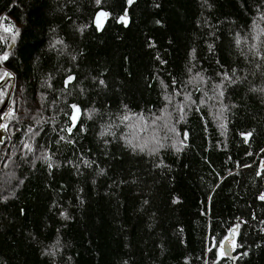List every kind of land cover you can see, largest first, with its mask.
I'll return each mask as SVG.
<instances>
[{"label":"trees","instance_id":"16d2710c","mask_svg":"<svg viewBox=\"0 0 264 264\" xmlns=\"http://www.w3.org/2000/svg\"><path fill=\"white\" fill-rule=\"evenodd\" d=\"M5 55L0 264H264V0H0Z\"/></svg>","mask_w":264,"mask_h":264},{"label":"water","instance_id":"95a60500","mask_svg":"<svg viewBox=\"0 0 264 264\" xmlns=\"http://www.w3.org/2000/svg\"><path fill=\"white\" fill-rule=\"evenodd\" d=\"M9 74V77H2L0 79V88L7 86V92H6V96L2 102V104L0 105V116L6 111V109L9 107L11 99H12V94H13V90H14V82H15V78L13 73L11 72H7ZM72 128H68V132H71ZM234 239V234L231 231L229 234V237L222 243L223 245V249L225 252L224 257L228 260H231L233 262V264H235L236 260H237V256L234 254V249L233 246L231 244V242Z\"/></svg>","mask_w":264,"mask_h":264},{"label":"snow or ice","instance_id":"6c2138e0","mask_svg":"<svg viewBox=\"0 0 264 264\" xmlns=\"http://www.w3.org/2000/svg\"><path fill=\"white\" fill-rule=\"evenodd\" d=\"M99 2H100V0H97V3H99ZM129 3H131V0H129ZM106 15H107V14H106V13H103V12H101V13L99 14V16H106ZM99 16L97 17V20H98L97 27H98V28L101 27V24L99 23ZM122 19H123V18H122ZM125 22H126V21H125ZM6 31H7V29H6ZM237 43H239V41H237ZM6 59H7V55H5V56H3V57H0V60H6ZM3 77H9V74H8V73H4V74H3ZM72 79H73L72 77H69V78H68V82H70ZM0 82H2V81H0ZM3 95H4V93L0 92V96H3ZM220 95H223V92H221ZM72 107H73L77 112L79 111V109L76 108L75 105H73ZM72 119H73V121L75 122L76 117L73 116ZM126 119H127V118H126ZM0 127L6 129V128H7V125H0ZM248 135H250V134H248ZM245 138L247 139V136H246ZM157 143H158V141H157ZM25 147H28V146L25 145ZM143 147H146V145L142 146V149H141V150H143ZM178 150H179V149H178ZM260 199H261V200H264V195L260 196ZM219 255H220V257H223V256L225 255V252H224V249H223V245H221V247H220Z\"/></svg>","mask_w":264,"mask_h":264},{"label":"rangeland","instance_id":"374dc122","mask_svg":"<svg viewBox=\"0 0 264 264\" xmlns=\"http://www.w3.org/2000/svg\"><path fill=\"white\" fill-rule=\"evenodd\" d=\"M100 21H101V16H99V23H100ZM96 22L98 23V20L97 19H96ZM260 168H262L261 165H260Z\"/></svg>","mask_w":264,"mask_h":264},{"label":"built area","instance_id":"2783aa9c","mask_svg":"<svg viewBox=\"0 0 264 264\" xmlns=\"http://www.w3.org/2000/svg\"><path fill=\"white\" fill-rule=\"evenodd\" d=\"M261 167H263V165H261Z\"/></svg>","mask_w":264,"mask_h":264}]
</instances>
